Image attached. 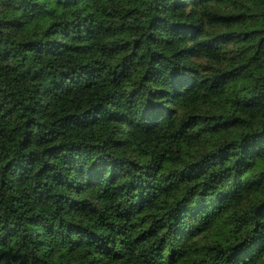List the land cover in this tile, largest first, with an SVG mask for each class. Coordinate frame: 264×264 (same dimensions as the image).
<instances>
[{
    "label": "trees",
    "instance_id": "16d2710c",
    "mask_svg": "<svg viewBox=\"0 0 264 264\" xmlns=\"http://www.w3.org/2000/svg\"><path fill=\"white\" fill-rule=\"evenodd\" d=\"M0 264H264V0H0Z\"/></svg>",
    "mask_w": 264,
    "mask_h": 264
}]
</instances>
